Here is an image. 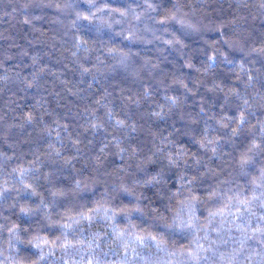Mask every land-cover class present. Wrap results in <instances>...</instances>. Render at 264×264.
I'll use <instances>...</instances> for the list:
<instances>
[{"label": "trees", "instance_id": "1", "mask_svg": "<svg viewBox=\"0 0 264 264\" xmlns=\"http://www.w3.org/2000/svg\"><path fill=\"white\" fill-rule=\"evenodd\" d=\"M262 49L255 0H0V264H264Z\"/></svg>", "mask_w": 264, "mask_h": 264}, {"label": "clouds", "instance_id": "2", "mask_svg": "<svg viewBox=\"0 0 264 264\" xmlns=\"http://www.w3.org/2000/svg\"><path fill=\"white\" fill-rule=\"evenodd\" d=\"M255 7L257 8L258 12H260L261 14H264V0H255ZM176 12H177V15L174 16L173 18L176 19L177 22L181 23L182 26L186 27L189 31L196 33V34H198L201 31V28L197 27L191 22V19H192L191 16L183 14L180 5H177Z\"/></svg>", "mask_w": 264, "mask_h": 264}, {"label": "snow or ice", "instance_id": "3", "mask_svg": "<svg viewBox=\"0 0 264 264\" xmlns=\"http://www.w3.org/2000/svg\"><path fill=\"white\" fill-rule=\"evenodd\" d=\"M85 19H87V17H85ZM161 23H163V21H161ZM262 51H264V49H262ZM173 103H175V101H173ZM245 103H247V101H245ZM157 115H159V113H157ZM118 123L123 124L122 121H118ZM241 123H243V118L242 117H241ZM233 134H236V130H233ZM209 143H211V141H209ZM243 162L247 163L248 161L245 160ZM21 211H26V210L25 209H21ZM94 211H99V209H96ZM84 218L85 219H91V217H88V216H86ZM262 219H264V218H262ZM257 231L264 232V229H257ZM138 239H140V238H138ZM152 239H155V237H153ZM37 247H39V245H37ZM193 258H195V257H193Z\"/></svg>", "mask_w": 264, "mask_h": 264}]
</instances>
